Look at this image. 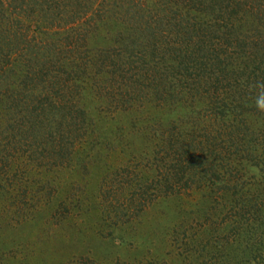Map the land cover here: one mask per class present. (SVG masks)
<instances>
[{
    "label": "trees",
    "instance_id": "trees-1",
    "mask_svg": "<svg viewBox=\"0 0 264 264\" xmlns=\"http://www.w3.org/2000/svg\"><path fill=\"white\" fill-rule=\"evenodd\" d=\"M5 1L10 5V0H0V123H11L16 132L27 134L32 141L41 136L51 152L55 148L59 157L54 162L48 159L50 167L63 160L61 157L85 154L90 147L93 150L86 155L95 154L97 144L103 146L109 139L111 146L122 144L133 133V137L144 142L143 165L130 172L127 160L113 169L115 178L122 182L117 192L120 201L114 196L104 208H94V213L101 218L106 216L100 227L96 226V232H102L104 227L113 229L114 224L118 229L127 226L128 230L118 235L120 246L117 244L114 249L130 246L142 255L151 246L143 235L139 218L148 207L179 189L204 185L210 188L223 182V196H231L230 201H239L242 206L230 212L228 221H223V241L183 239L182 246H191L210 256V251H214L217 256L223 255V264H263V240L243 238L252 228H264V206L259 204L256 192L247 195L264 188L261 133L251 127L235 129V119L228 108L238 105L235 101L222 104L223 110L216 102L217 113L205 119L204 128H208L205 141L195 142L198 154L196 150L191 153L192 132L176 126L180 118L174 115L171 106L172 98L177 97L173 95L174 90L195 80L190 75L193 76L191 68L197 65V60L202 65L203 61L218 64L202 53L206 47L202 43L211 45L206 48L208 55H217L230 42L231 32L251 27L258 18H264L258 15L264 4L254 11L252 5L258 4V0H18V10L14 12L8 11ZM222 1L223 11L229 15L224 25L222 18L217 19L219 14L213 13L216 18L204 20L213 10L212 6ZM175 30L179 31L180 40L168 42V36ZM91 39L93 44L89 46ZM238 56L248 58L243 50ZM151 60L145 66L147 69L143 67ZM160 60L176 64L178 69L185 65L183 77H173L174 70L168 65L162 70ZM163 75L166 82L162 80ZM152 93L162 97L160 106L168 110L167 115L147 109ZM88 97L91 107L86 106ZM117 101L119 105L129 106L116 110L118 119L126 115L128 118L124 121L122 117L120 125L112 110ZM253 102V105L263 103ZM260 112L264 114V109ZM222 120L226 124L223 133L216 127ZM217 137L219 144L214 141ZM76 140L81 145L78 152L72 144ZM22 144L25 150L32 146L27 141ZM256 167L260 168L255 170ZM79 189H83L81 185ZM180 222L183 227V220ZM187 230L188 227L183 229ZM128 231L129 237H125ZM101 238L102 243H107L108 236ZM109 240L113 239L109 237Z\"/></svg>",
    "mask_w": 264,
    "mask_h": 264
},
{
    "label": "rangeland",
    "instance_id": "rangeland-1",
    "mask_svg": "<svg viewBox=\"0 0 264 264\" xmlns=\"http://www.w3.org/2000/svg\"><path fill=\"white\" fill-rule=\"evenodd\" d=\"M258 1V4L252 5L254 11L264 4V0ZM8 3L4 2L5 6H9L8 11L18 10V0H10V5ZM244 5L242 3L241 7ZM212 7H214L213 10L203 19L216 18L213 13L219 14L217 19L222 18L224 25L229 15L223 11V1ZM235 7L239 12L240 9ZM218 9L220 13L217 12ZM259 12L258 15L264 17V8ZM178 28L180 31V27ZM178 30H175L176 34L171 32L168 42L180 40ZM20 32L22 31L18 33ZM231 33L230 42L227 41L223 45V50L221 49L217 54L218 57L216 54L208 55L206 48L209 45L202 43L206 45L202 53L206 58L218 61V64L211 65L202 60L205 63L202 65L201 60H197L196 66L193 68L189 66L193 72L190 79L195 77L193 83L183 85L173 92V95L177 97L172 98L171 108L174 115L180 118L176 126L181 125L183 131L192 132L190 139L192 146L189 148L191 153L196 150L195 142L205 141L207 134L205 129L208 130L204 128L205 119L217 113L216 102L223 110L225 103L235 101L238 105L228 107L231 108V114L235 119V129L237 126L241 128L240 130L251 127L255 129V132L261 133L264 141V114L260 112L264 109V60H262L264 58V18H258L255 25L251 27L235 29ZM194 34L192 31L193 39H195ZM214 34L219 35L216 31ZM29 35L31 33L28 32ZM92 42L91 39L88 45H92ZM242 50L248 54V58L238 56ZM176 52L179 53V51ZM206 58L203 57L204 60ZM124 60L126 62V58ZM162 61H159L162 70L168 65L174 70L173 77H183L181 75L185 65L178 69L176 64L170 65L167 61ZM130 62L129 59V63H126L127 67ZM151 63L152 60L145 64L143 62V67ZM247 63H252L253 66L250 67ZM162 80L166 82L164 75ZM118 81L121 80L118 79ZM138 86L139 84L134 87ZM181 93L184 94L183 98ZM151 97V101L147 102L148 110L168 112L166 108L163 109L160 106L162 97L155 93H152ZM256 100L263 103L253 105V101ZM116 104L112 109L115 110L113 113L115 117L116 110H122L124 106L129 107L127 103L119 105V101ZM86 106L91 107L89 97ZM129 114L134 117L133 113L129 112ZM122 117L125 121L127 115ZM122 117L119 116L120 119H118L117 116L118 125L123 123ZM245 120L247 123L243 122ZM126 125L128 127L130 125L128 120ZM216 127L223 133L226 124L222 120L217 122ZM26 135L16 132L11 123H0V264H99L100 262L113 264L115 261L117 264H223V255L217 256L214 251H210L212 253L210 256L207 252L195 250L191 246L190 248L182 246L183 242H181L183 239L201 241L208 238L223 241V221H228L227 217L232 215L230 212L242 208L239 201L232 202L231 196H223L221 190L223 182L210 188L204 185L179 189L172 196L160 197L154 205L148 207L139 217L140 225L144 229L143 235L151 242V246L142 252L145 256H142L130 246L114 249L115 245H119L118 235H123L122 230H126L127 226H121L123 229H118L114 227L117 224L113 223V229L104 227L102 232H96V229L98 230L96 226L100 227L106 216L101 218L100 214L94 213V208H104L110 203L111 198L116 196L115 199L118 200L120 196L117 192L122 182L115 178L114 168L121 167L127 160H129L127 170L130 172L136 171L138 166L143 165L144 160L141 154L144 150V142L142 139L133 137L132 133L122 144L113 146L109 139L106 142L108 144L105 143L103 146L97 144L94 152L99 153L97 157L93 153L90 156L86 155L93 150L90 147L86 149L87 152L84 151L85 154L81 152L74 154L73 157H61L60 159L63 160L57 161L56 166L53 164L50 167L48 159L52 158L54 162L58 159L56 157H59L55 154V148L51 152L52 149H49V145L46 148L41 136L32 141ZM62 140L64 139L58 141ZM77 140L72 144L74 150L78 152L81 150V145ZM24 141L32 143L29 150H25L22 144ZM214 141L217 144L220 143L218 137ZM44 147L45 150H43ZM198 151L199 148L196 154ZM258 168L260 167H256L255 170ZM83 183L87 184L86 188ZM248 183H251V180H248ZM80 185L83 189H79ZM252 193L256 194L259 204L264 206V188L253 190L247 195ZM89 212L91 217H88ZM234 219L241 224L239 217L235 216ZM181 220L185 227L181 226ZM176 224L179 226L173 228ZM187 227L188 230L183 231ZM103 235L108 236L105 238L107 243H102L100 240ZM128 235L129 231L125 237H129ZM109 237L113 240H109ZM243 238L255 242L263 240L264 244V228L256 230L252 228ZM109 242L112 244L108 247L106 244ZM201 254L202 257L199 256ZM139 258H143V261L138 260Z\"/></svg>",
    "mask_w": 264,
    "mask_h": 264
}]
</instances>
